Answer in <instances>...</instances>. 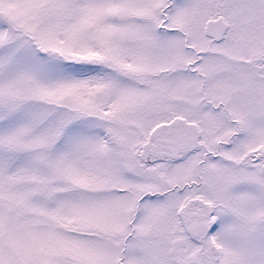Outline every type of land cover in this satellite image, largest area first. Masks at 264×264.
Masks as SVG:
<instances>
[{"label": "snow or ice", "instance_id": "1", "mask_svg": "<svg viewBox=\"0 0 264 264\" xmlns=\"http://www.w3.org/2000/svg\"><path fill=\"white\" fill-rule=\"evenodd\" d=\"M0 264H264V0H0Z\"/></svg>", "mask_w": 264, "mask_h": 264}]
</instances>
